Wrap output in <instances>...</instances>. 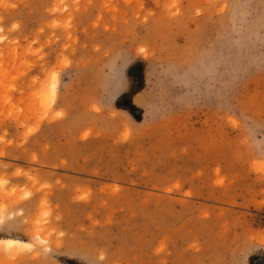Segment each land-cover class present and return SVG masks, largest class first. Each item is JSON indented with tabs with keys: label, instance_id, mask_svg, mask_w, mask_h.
<instances>
[{
	"label": "rangeland",
	"instance_id": "374dc122",
	"mask_svg": "<svg viewBox=\"0 0 264 264\" xmlns=\"http://www.w3.org/2000/svg\"><path fill=\"white\" fill-rule=\"evenodd\" d=\"M0 219V264H264V0H0Z\"/></svg>",
	"mask_w": 264,
	"mask_h": 264
},
{
	"label": "bare ground",
	"instance_id": "6f19581e",
	"mask_svg": "<svg viewBox=\"0 0 264 264\" xmlns=\"http://www.w3.org/2000/svg\"><path fill=\"white\" fill-rule=\"evenodd\" d=\"M2 219H0V221H1ZM40 239H41V237H40ZM43 242H45V240L44 239H41ZM3 243H4V249L6 250V251H10V249L12 248V247H17V246H21V245H27L28 243H26V242H22V241H20V240H17V239H10V238H8V239H4L3 240ZM46 247H48V246H46Z\"/></svg>",
	"mask_w": 264,
	"mask_h": 264
},
{
	"label": "water",
	"instance_id": "95a60500",
	"mask_svg": "<svg viewBox=\"0 0 264 264\" xmlns=\"http://www.w3.org/2000/svg\"><path fill=\"white\" fill-rule=\"evenodd\" d=\"M131 112H132L133 114L136 115L137 113H139V110H137V109H132Z\"/></svg>",
	"mask_w": 264,
	"mask_h": 264
},
{
	"label": "trees",
	"instance_id": "16d2710c",
	"mask_svg": "<svg viewBox=\"0 0 264 264\" xmlns=\"http://www.w3.org/2000/svg\"><path fill=\"white\" fill-rule=\"evenodd\" d=\"M253 259H254V257H252V258L250 259V263H252Z\"/></svg>",
	"mask_w": 264,
	"mask_h": 264
}]
</instances>
